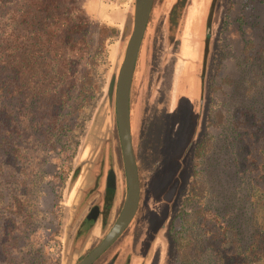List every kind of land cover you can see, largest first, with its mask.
Masks as SVG:
<instances>
[{
  "label": "rangeland",
  "instance_id": "374dc122",
  "mask_svg": "<svg viewBox=\"0 0 264 264\" xmlns=\"http://www.w3.org/2000/svg\"><path fill=\"white\" fill-rule=\"evenodd\" d=\"M172 1L157 0L137 67L131 100L144 197L136 222L117 241L118 253L129 255L131 264H219L225 253L233 264L234 249L222 242L220 226H232L241 249L247 247L257 176L250 158L264 139V0H210L201 94L191 107L175 85L156 160L145 148V120L165 101L172 60L175 66L181 55H174L175 35L164 39L157 24ZM87 2L74 0L80 10L72 18L83 20L79 43L89 46L70 59L84 63L90 87L85 84L69 99L75 104L59 112L62 123H55L52 138L45 110H37L40 121L30 124L16 121V111L6 131L8 147L0 141V264H77L120 209L111 212L110 206L100 219L86 221L94 204L104 210L94 182L101 152L122 159L108 87L122 61L133 2L97 0L100 19L88 13ZM179 2L175 7L182 10L187 0ZM193 14L199 22L201 11ZM181 46L190 58L197 53V43Z\"/></svg>",
  "mask_w": 264,
  "mask_h": 264
},
{
  "label": "trees",
  "instance_id": "16d2710c",
  "mask_svg": "<svg viewBox=\"0 0 264 264\" xmlns=\"http://www.w3.org/2000/svg\"><path fill=\"white\" fill-rule=\"evenodd\" d=\"M78 10L74 0H0V141L6 147L10 137L6 131L14 120L13 112L17 111L16 121L30 124L40 121L34 119L37 110H45L48 137L52 138L55 125L62 123L59 112L75 104L69 99L84 92L85 84L90 87L88 72L81 68L84 63L70 59L73 52L84 51L88 46L79 43L83 20L72 18ZM249 123L252 124L250 120ZM256 146L255 155L250 158L257 176L250 193L253 232L247 247L241 249L232 226H220L222 242L231 243L234 249L229 255L234 256L233 264H264V139ZM258 155L261 159L256 158ZM227 259L225 253L220 254L218 263L227 264Z\"/></svg>",
  "mask_w": 264,
  "mask_h": 264
},
{
  "label": "flooded vegetation",
  "instance_id": "af4514ba",
  "mask_svg": "<svg viewBox=\"0 0 264 264\" xmlns=\"http://www.w3.org/2000/svg\"><path fill=\"white\" fill-rule=\"evenodd\" d=\"M95 2L97 8H101L100 3L97 2V0H88L86 5V10L91 16H94L90 13L89 5L91 2ZM108 1H114V2H133V0H108ZM179 0H173L171 4V8L167 10L166 13H164L159 20L160 22V31L163 33V38H166L167 34H173L175 35V50L174 55L176 54L178 50L179 43H203L201 52L204 51V43L206 42V32L204 33L205 28V22L207 17V11L209 7L210 0H187V2L184 4L182 10H177L178 8L175 7L177 5ZM183 4V2H181ZM89 4V5H88ZM157 0H153V4L149 13V17L146 23V27L144 30V34L140 43V47L137 54V59L135 63L134 73L131 80V86H130V93H129V114H130V131H131V139H132V145H133V151L134 156L136 159L137 164V171H138V180H139V202L136 209V212L131 219L130 223L126 227V229L130 226L131 223L136 222V215L139 212V208L141 206V201L144 197V188H143V178L141 175V168L139 164V157H138V150L137 146L134 142L133 137V128L135 122L133 121V110H132V91L134 87L135 80L137 78V70L139 65V58L141 56V50L143 45L146 42V35L147 31L149 29V26L151 22L153 21V15L154 10L156 8ZM101 10V9H100ZM201 11V16L199 18V22H197V17L194 15V12ZM96 17V16H94ZM98 18V17H96ZM100 19V18H99ZM156 23V21H155ZM158 33V32H157ZM82 38L84 37V32L82 33ZM156 35L154 32L153 36ZM83 45V44H82ZM81 45V46H82ZM89 46V43H88ZM88 46L85 47L88 48ZM126 46V44H125ZM84 48V45H83ZM147 48V43H146ZM81 50V49H80ZM84 50V51H85ZM83 49L80 51V54L84 55ZM124 54V53H123ZM80 55V57H82ZM123 58V57H122ZM200 61V60H199ZM198 61V62H199ZM174 60H172V69H171V78H170V85L167 90V95L165 101L162 102L161 105L156 106V111H153L152 114L147 116V119L145 120V134L148 135V139L146 137V150L149 153V156L152 157V159H156L160 146L162 144L161 138H162V132L164 123L166 121V116L168 115V105H169V97L171 96L173 92V86L174 81L173 80V69H174ZM121 64V63H120ZM201 64L199 73L197 74V77H195V82L198 84L199 87V94H201L202 91V77H201ZM118 73V72H117ZM117 74L114 76L116 78ZM158 76V75H156ZM161 78V77H160ZM190 83L194 81V78L189 79ZM153 82L152 80L148 84V90L152 87ZM183 93L186 90V82L184 86L182 87ZM171 90V92H170ZM157 92H159V89L157 88ZM113 97H114V91H113ZM114 100V98H113ZM199 101V100H198ZM161 103V102H160ZM192 106V102H191ZM139 149V147H138ZM157 160V159H156ZM155 160V161H156ZM100 165L94 163V165H98L96 168H94V171L96 175L94 176V182L96 184V188L98 189V196L99 200L104 199V210H101L100 203L97 205L94 204L91 208L97 206L98 207V216L95 218V221L97 219H100L101 211L107 212L109 210V207L111 206V212H114L117 207H120L118 213L120 212L124 199H125V193H126V182H125V174H124V168H123V162L122 159L113 158L110 156L109 150H103L100 154ZM111 195H113V200H111ZM169 202V201H168ZM167 202V203H168ZM117 213V215H118ZM116 215V216H117ZM116 218V217H115ZM126 229L123 231V233L126 231ZM122 233V234H123ZM121 234V235H122ZM121 235L92 263V264H131V258L129 255H125V257L119 255L120 247L117 245V241L121 237ZM121 251V250H120ZM121 253V252H120ZM121 261V262H120Z\"/></svg>",
  "mask_w": 264,
  "mask_h": 264
},
{
  "label": "water",
  "instance_id": "95a60500",
  "mask_svg": "<svg viewBox=\"0 0 264 264\" xmlns=\"http://www.w3.org/2000/svg\"><path fill=\"white\" fill-rule=\"evenodd\" d=\"M152 4L153 0H133V15L127 16L122 33V37L127 36L123 58L116 78L114 75L111 77L108 87L110 101L114 91V116L126 182L125 199L109 230L77 264H92L123 233L138 206L140 190L130 131L129 93L138 50ZM207 33L208 29L206 35ZM97 216L98 207L95 206L86 215V221L93 223Z\"/></svg>",
  "mask_w": 264,
  "mask_h": 264
},
{
  "label": "crops",
  "instance_id": "0c3cea01",
  "mask_svg": "<svg viewBox=\"0 0 264 264\" xmlns=\"http://www.w3.org/2000/svg\"><path fill=\"white\" fill-rule=\"evenodd\" d=\"M96 3L93 1L89 5V11L92 15L102 18V11L96 7ZM202 45L203 43H197V53L195 52L194 57L190 58L189 53L187 50L181 51V48L183 49V46H181V43H179L178 50L176 54H180L179 58V63L174 66L173 69V81H174V86H173V92L175 90V85L176 88H180L181 92H183L182 87L184 86L186 82V90L184 91V94L188 96L190 99V103L193 102V99L196 98L199 94V87L198 84L195 82V77H197V74L199 73L200 69V64L202 61V56L203 53L201 52L202 50ZM205 46V43H204ZM200 60V61H199ZM199 61V62H198ZM194 78V81L190 83L189 79ZM192 107V106H191Z\"/></svg>",
  "mask_w": 264,
  "mask_h": 264
}]
</instances>
